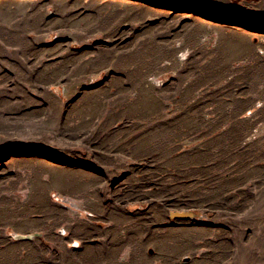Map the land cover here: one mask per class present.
I'll use <instances>...</instances> for the list:
<instances>
[{
    "label": "rangeland",
    "instance_id": "obj_1",
    "mask_svg": "<svg viewBox=\"0 0 264 264\" xmlns=\"http://www.w3.org/2000/svg\"><path fill=\"white\" fill-rule=\"evenodd\" d=\"M0 264H264V0H0Z\"/></svg>",
    "mask_w": 264,
    "mask_h": 264
},
{
    "label": "water",
    "instance_id": "obj_2",
    "mask_svg": "<svg viewBox=\"0 0 264 264\" xmlns=\"http://www.w3.org/2000/svg\"><path fill=\"white\" fill-rule=\"evenodd\" d=\"M195 218L196 214L191 211H175L170 213V219L172 220H186Z\"/></svg>",
    "mask_w": 264,
    "mask_h": 264
},
{
    "label": "trees",
    "instance_id": "obj_3",
    "mask_svg": "<svg viewBox=\"0 0 264 264\" xmlns=\"http://www.w3.org/2000/svg\"><path fill=\"white\" fill-rule=\"evenodd\" d=\"M214 7H215V10H216V11H219V12H222V11L226 10V8H225L224 6H217V5H214Z\"/></svg>",
    "mask_w": 264,
    "mask_h": 264
},
{
    "label": "crops",
    "instance_id": "obj_4",
    "mask_svg": "<svg viewBox=\"0 0 264 264\" xmlns=\"http://www.w3.org/2000/svg\"><path fill=\"white\" fill-rule=\"evenodd\" d=\"M186 261H188V259Z\"/></svg>",
    "mask_w": 264,
    "mask_h": 264
}]
</instances>
